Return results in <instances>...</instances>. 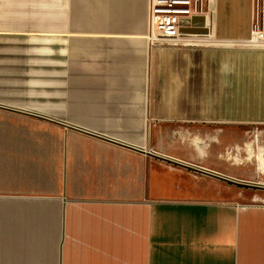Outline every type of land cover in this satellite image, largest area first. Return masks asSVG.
I'll use <instances>...</instances> for the list:
<instances>
[{"label":"crops","instance_id":"0c3cea01","mask_svg":"<svg viewBox=\"0 0 264 264\" xmlns=\"http://www.w3.org/2000/svg\"><path fill=\"white\" fill-rule=\"evenodd\" d=\"M148 7L0 0V264H264V205L139 153L233 178L212 148L264 125L257 0H209L165 46Z\"/></svg>","mask_w":264,"mask_h":264},{"label":"rangeland","instance_id":"374dc122","mask_svg":"<svg viewBox=\"0 0 264 264\" xmlns=\"http://www.w3.org/2000/svg\"><path fill=\"white\" fill-rule=\"evenodd\" d=\"M260 2V4H258ZM262 0L257 1V18L261 22L264 19V5H262ZM222 131L218 132L223 136L220 140L222 143L218 147H214L217 151V157L213 159V162L216 161V167L221 168L223 173H227L233 176V180L261 185L264 183V175L260 174L261 172L256 171V162L255 164L249 163L247 168V162H244L248 156L254 158L257 155L258 147H262L260 150L263 156L264 162V125H240V126H222L219 129ZM211 129V128H208ZM214 130H216L214 128ZM216 131L208 130L206 133H202V138H214V133ZM247 143H251V147L244 148ZM222 155V156H220ZM219 156V157H218ZM233 158L238 160L235 164L233 161L228 158ZM244 162V165L242 164ZM254 162V161H253ZM219 163V164H218ZM225 190L234 191V194L240 195V203L244 205L256 204L264 205L263 202L253 201L255 196H258L260 200H264V191L262 190H252L237 188L225 183H221ZM262 186V185H261Z\"/></svg>","mask_w":264,"mask_h":264},{"label":"built area","instance_id":"2783aa9c","mask_svg":"<svg viewBox=\"0 0 264 264\" xmlns=\"http://www.w3.org/2000/svg\"><path fill=\"white\" fill-rule=\"evenodd\" d=\"M208 3L209 0H149L148 23L152 44L170 45L189 35L197 18L203 20L202 30L205 29ZM254 35L256 40L262 38L256 26L253 39Z\"/></svg>","mask_w":264,"mask_h":264},{"label":"water","instance_id":"95a60500","mask_svg":"<svg viewBox=\"0 0 264 264\" xmlns=\"http://www.w3.org/2000/svg\"><path fill=\"white\" fill-rule=\"evenodd\" d=\"M200 20H201L200 18H197V19H195L194 22L198 26H201L200 25L201 22H199ZM190 34H201L202 35V34H205V32L198 30V31H191ZM83 133H86L88 135H92V136H95V137L102 138V137L96 136V135H94V134H92L90 132H84L83 131ZM139 153L146 154L148 156L154 157V158H156L158 160H161V161H163V162H165L167 164L173 165V166H178V167L184 168V169L189 170V171H193V172H197L199 174H203L205 176H208V177L214 178L216 180H219V181H221L223 183L229 184L231 186H235L237 188H244V189L262 190V191H264V186H261V185L249 184V183H244V182L236 181V180H233V179H229V178H226L224 176H220V175H216V174H213V173H210V172H206V171L201 170L199 168H195V167H192V166H188L186 164H182V163H179V162H175L173 160L167 159L165 157H162V156H159V155H156V154H152L150 152H145L142 149H139Z\"/></svg>","mask_w":264,"mask_h":264},{"label":"bare ground","instance_id":"6f19581e","mask_svg":"<svg viewBox=\"0 0 264 264\" xmlns=\"http://www.w3.org/2000/svg\"><path fill=\"white\" fill-rule=\"evenodd\" d=\"M254 40H256V35H254ZM261 160L263 161V156L261 157ZM260 166L262 167L259 168V172H261L260 174L264 175V162H262ZM261 185L264 186V183H261ZM253 200L261 201L256 197H254Z\"/></svg>","mask_w":264,"mask_h":264}]
</instances>
